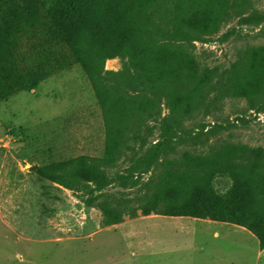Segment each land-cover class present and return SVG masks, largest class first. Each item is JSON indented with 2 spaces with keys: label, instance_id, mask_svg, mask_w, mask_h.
Returning a JSON list of instances; mask_svg holds the SVG:
<instances>
[{
  "label": "rangeland",
  "instance_id": "obj_1",
  "mask_svg": "<svg viewBox=\"0 0 264 264\" xmlns=\"http://www.w3.org/2000/svg\"><path fill=\"white\" fill-rule=\"evenodd\" d=\"M117 1L95 0L109 12ZM192 45L202 64L228 70L243 51L264 46V0L233 7ZM125 66L126 59L110 57L104 71ZM146 126L145 143L132 145L104 181L68 188L35 169L103 155V114L82 67L72 62L1 101L0 264H253L260 244L246 227L143 215L142 206L151 203L162 171L147 160L180 165L186 153L226 141L264 149V93L253 104L230 96L206 101L176 139L164 138L159 122ZM106 212L117 222L108 223Z\"/></svg>",
  "mask_w": 264,
  "mask_h": 264
},
{
  "label": "trees",
  "instance_id": "obj_2",
  "mask_svg": "<svg viewBox=\"0 0 264 264\" xmlns=\"http://www.w3.org/2000/svg\"><path fill=\"white\" fill-rule=\"evenodd\" d=\"M97 3L0 0V102L75 62L103 114L101 157L37 167L38 176L68 188L100 184L132 145L145 143L148 122H159L164 138L176 139L206 101L230 96L253 104L264 93V46L246 49L228 70H219L202 64L192 45L214 32L230 9L254 0H118L110 12ZM110 57L126 59L122 71H104ZM179 162L147 160L162 171L142 214L244 226L264 249V149L226 141Z\"/></svg>",
  "mask_w": 264,
  "mask_h": 264
},
{
  "label": "crops",
  "instance_id": "obj_3",
  "mask_svg": "<svg viewBox=\"0 0 264 264\" xmlns=\"http://www.w3.org/2000/svg\"><path fill=\"white\" fill-rule=\"evenodd\" d=\"M219 236L216 237L215 234H214L215 238L212 237V240H217V238ZM198 248L202 249L200 247H198ZM253 259H254L253 264H264V249H262L259 245H257V250H256V253L254 254V258ZM231 264H233V263H231Z\"/></svg>",
  "mask_w": 264,
  "mask_h": 264
}]
</instances>
